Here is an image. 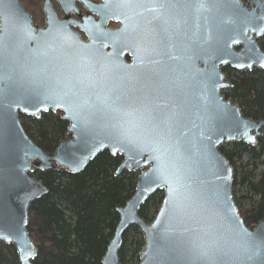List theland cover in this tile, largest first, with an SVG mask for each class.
<instances>
[{
    "label": "water",
    "instance_id": "water-1",
    "mask_svg": "<svg viewBox=\"0 0 264 264\" xmlns=\"http://www.w3.org/2000/svg\"><path fill=\"white\" fill-rule=\"evenodd\" d=\"M105 4L104 17L79 24L44 0L42 26L20 0H0V242L33 264L30 207L49 189L32 172L76 174L109 150L123 157L115 175L135 171L139 181L117 207L102 264H120L130 227L145 239L140 264H264V218L246 224L220 149L255 146L264 133V117L245 116L223 94L232 87L224 67L264 69V0H181L190 12L176 42L146 40L140 12L132 20L118 12L122 25L107 28ZM49 111L69 122L54 152L21 120ZM159 190L163 202L146 221L140 210Z\"/></svg>",
    "mask_w": 264,
    "mask_h": 264
},
{
    "label": "trees",
    "instance_id": "trees-1",
    "mask_svg": "<svg viewBox=\"0 0 264 264\" xmlns=\"http://www.w3.org/2000/svg\"><path fill=\"white\" fill-rule=\"evenodd\" d=\"M264 49V38L260 41ZM232 87L223 90L238 103L245 116L264 117V69L223 68ZM27 133L45 151L54 152L68 136L69 122L60 112L49 111L41 117L21 114ZM221 151L234 166L233 194L247 225L264 218V133L253 146L243 141L225 143ZM123 157L109 150L101 152L82 172L65 169L34 170L49 192L30 207L28 229L37 244L33 264H102L120 216L119 205L135 193L138 173L115 171ZM164 192L157 191L142 206L140 215L152 221L163 202ZM145 239L137 227L124 235L119 252L120 264H140ZM0 264H20L16 248L0 242Z\"/></svg>",
    "mask_w": 264,
    "mask_h": 264
},
{
    "label": "flooded vegetation",
    "instance_id": "flooded-vegetation-1",
    "mask_svg": "<svg viewBox=\"0 0 264 264\" xmlns=\"http://www.w3.org/2000/svg\"><path fill=\"white\" fill-rule=\"evenodd\" d=\"M20 1L27 10L32 12L33 20L36 24L38 23L35 21L33 9L29 4L32 2L36 6H40V10L44 14V24L38 25H46L44 0ZM180 1L181 0H109L108 9H110V16L107 18V28L115 29L122 25L123 21L116 18L118 12H123L124 15L131 20L140 12L141 22L144 24L142 32L145 34L146 40L155 37L158 41L162 42H176L178 32L182 33V28L185 27L190 12L186 5L184 7L180 6ZM51 3L60 18L65 16L63 7H66L71 12V18L79 24L84 23V18L93 21L98 20L100 15L104 17L103 11L106 6L105 0H51ZM180 18L184 27H179ZM134 23L136 24L138 22ZM71 25L73 29H76L80 33L84 40L88 39L85 30L75 26L74 23ZM127 57L129 58V56Z\"/></svg>",
    "mask_w": 264,
    "mask_h": 264
},
{
    "label": "rangeland",
    "instance_id": "rangeland-1",
    "mask_svg": "<svg viewBox=\"0 0 264 264\" xmlns=\"http://www.w3.org/2000/svg\"><path fill=\"white\" fill-rule=\"evenodd\" d=\"M32 9H33V13H34V18H35V21L38 23V24H44V14L43 12H41L40 10V6H36L34 3H30L29 4Z\"/></svg>",
    "mask_w": 264,
    "mask_h": 264
},
{
    "label": "snow or ice",
    "instance_id": "snow-or-ice-1",
    "mask_svg": "<svg viewBox=\"0 0 264 264\" xmlns=\"http://www.w3.org/2000/svg\"><path fill=\"white\" fill-rule=\"evenodd\" d=\"M240 67H243V65H240Z\"/></svg>",
    "mask_w": 264,
    "mask_h": 264
}]
</instances>
